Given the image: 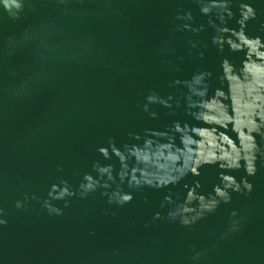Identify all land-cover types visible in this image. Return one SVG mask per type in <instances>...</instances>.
I'll return each mask as SVG.
<instances>
[{
	"label": "water",
	"instance_id": "water-1",
	"mask_svg": "<svg viewBox=\"0 0 264 264\" xmlns=\"http://www.w3.org/2000/svg\"><path fill=\"white\" fill-rule=\"evenodd\" d=\"M0 264H264V0H0Z\"/></svg>",
	"mask_w": 264,
	"mask_h": 264
},
{
	"label": "clouds",
	"instance_id": "clouds-1",
	"mask_svg": "<svg viewBox=\"0 0 264 264\" xmlns=\"http://www.w3.org/2000/svg\"><path fill=\"white\" fill-rule=\"evenodd\" d=\"M4 223H6V221H0V224H4Z\"/></svg>",
	"mask_w": 264,
	"mask_h": 264
}]
</instances>
